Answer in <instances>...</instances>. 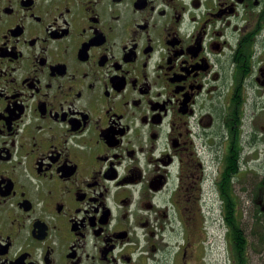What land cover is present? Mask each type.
Instances as JSON below:
<instances>
[{"label": "flooded vegetation", "instance_id": "flooded-vegetation-1", "mask_svg": "<svg viewBox=\"0 0 264 264\" xmlns=\"http://www.w3.org/2000/svg\"><path fill=\"white\" fill-rule=\"evenodd\" d=\"M215 220L264 255V0H0V264H192Z\"/></svg>", "mask_w": 264, "mask_h": 264}, {"label": "rangeland", "instance_id": "rangeland-1", "mask_svg": "<svg viewBox=\"0 0 264 264\" xmlns=\"http://www.w3.org/2000/svg\"><path fill=\"white\" fill-rule=\"evenodd\" d=\"M207 229L204 243L196 246L192 252V264H233L229 242L225 239L226 229L218 220L208 225ZM259 246L262 244L259 243ZM249 262L264 264V255H252Z\"/></svg>", "mask_w": 264, "mask_h": 264}, {"label": "trees", "instance_id": "trees-1", "mask_svg": "<svg viewBox=\"0 0 264 264\" xmlns=\"http://www.w3.org/2000/svg\"><path fill=\"white\" fill-rule=\"evenodd\" d=\"M227 227L230 228L227 237L228 239H230L229 244L232 253V259L235 261L234 264H243L245 260L241 257L243 250L239 248L240 238L238 234V228L236 227V224L234 222L232 225H228Z\"/></svg>", "mask_w": 264, "mask_h": 264}]
</instances>
